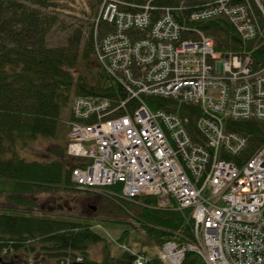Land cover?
I'll use <instances>...</instances> for the list:
<instances>
[{
  "label": "built area",
  "instance_id": "1",
  "mask_svg": "<svg viewBox=\"0 0 264 264\" xmlns=\"http://www.w3.org/2000/svg\"><path fill=\"white\" fill-rule=\"evenodd\" d=\"M198 1L146 0L136 14L105 7L104 19L118 29L102 40L98 59L127 96L73 100L67 152L81 161L73 181L84 189L119 185L125 199L154 196L190 210L193 236L166 242L158 251L163 264H182L190 252L205 264H264V143L246 158L250 141L229 129L233 121H264V61L249 51L222 53L193 26L222 18L243 43L255 42L264 32V0ZM150 24L147 38L127 35ZM148 97L197 106L195 133L189 117L155 110ZM73 262L82 258L63 264ZM147 262L139 255L133 264Z\"/></svg>",
  "mask_w": 264,
  "mask_h": 264
},
{
  "label": "trees",
  "instance_id": "2",
  "mask_svg": "<svg viewBox=\"0 0 264 264\" xmlns=\"http://www.w3.org/2000/svg\"><path fill=\"white\" fill-rule=\"evenodd\" d=\"M58 1L0 0V195L8 193L10 203L21 209L37 208L38 202L32 198L41 194L71 191L76 186L72 172L81 162L67 155V142L64 144L61 140L63 114L70 108V121L73 120L69 106L79 96L109 99L112 103L126 98L123 86L107 73L98 59L97 49L102 40L118 29L116 22L104 19V9L114 3L119 12L136 14L147 3L146 0H93L89 5L94 10L89 15L93 19L88 23L89 33L82 27L73 29L65 45L50 47V33L60 23L58 14L52 13L58 9L55 5ZM158 2L155 4L160 6L177 2H185L187 6L202 5L198 0ZM255 11L260 17V11ZM160 16L156 13L153 22ZM258 22L264 29V18H259ZM193 26L212 36L222 53L249 51L256 61H264V33L259 40L245 44L225 19L196 22ZM152 28V24L146 29L131 27L127 35L132 40H140L147 38ZM147 101L155 110L163 108L189 117L191 131L195 133L200 113L197 106H180L176 101L153 97H148ZM263 127L259 121L229 123L231 131L251 143L252 148L245 152L246 158L264 143ZM40 138L58 141L57 147L52 149L55 160L30 161L22 156L21 149ZM103 190L121 204V207L116 205L117 211L111 212L126 213L134 208L137 228L132 229L131 224L120 226L121 235L108 239L99 232L97 224L88 219L86 223L71 222L8 209L0 212V252L3 248L9 250L1 257L0 264H24V257H34L37 264H60L78 257L84 263L133 264L139 255L146 256L147 264H163L157 251L166 242L193 236L194 220L190 210L179 212L154 196L125 199L119 185ZM136 229L143 232L145 238L132 239ZM101 243H104L105 257L98 263L90 259V250ZM182 264L205 262L190 252Z\"/></svg>",
  "mask_w": 264,
  "mask_h": 264
},
{
  "label": "rangeland",
  "instance_id": "3",
  "mask_svg": "<svg viewBox=\"0 0 264 264\" xmlns=\"http://www.w3.org/2000/svg\"><path fill=\"white\" fill-rule=\"evenodd\" d=\"M92 1L93 0H59V4H55L58 9L52 13L58 14L60 23L57 24L50 33L48 40L50 47L65 45L67 37L73 29L82 27L85 32L88 31L87 33H89L88 23L93 21L91 16L89 18V15L94 11L91 6H89ZM84 41H86V39ZM69 107H71V104ZM69 109L64 112L62 117V131L60 135L64 144L67 142L70 132L69 123L71 112ZM57 142L40 138L32 142L27 148L21 149L22 156L30 161L55 160L56 156L52 149L57 147ZM73 183L76 186H73L71 191H59L55 194H41L36 198H32L38 202L39 206L37 208L27 209L25 207L21 209L10 203L7 198L9 194L4 193L0 195V212H4L8 209L15 212L30 211L36 216L47 215L55 219L63 218L67 221L83 223H86V219H88L91 223H95L94 225L97 224L96 227L100 230L99 232L103 233L104 237L108 239L111 237L117 239V237L121 235L122 227L120 226L131 224L132 229L138 227L133 219L135 215L134 208L129 209L126 213L116 214V212H111L117 211V208H115L116 205L121 207V204L114 200L109 192L96 189H84L78 186L74 181ZM99 225H101L102 228ZM133 235L132 239H135V236L140 239L145 238L144 233L137 229L133 230ZM8 251V248H3L0 255ZM114 254L116 255V253H113V255ZM104 257V243L91 248V260L101 263ZM23 259L26 261L24 264L35 262L34 257H24ZM39 264H56V262H43ZM60 264H63V262Z\"/></svg>",
  "mask_w": 264,
  "mask_h": 264
},
{
  "label": "water",
  "instance_id": "4",
  "mask_svg": "<svg viewBox=\"0 0 264 264\" xmlns=\"http://www.w3.org/2000/svg\"><path fill=\"white\" fill-rule=\"evenodd\" d=\"M1 261V259H0ZM74 264H93V263H74Z\"/></svg>",
  "mask_w": 264,
  "mask_h": 264
},
{
  "label": "bare ground",
  "instance_id": "5",
  "mask_svg": "<svg viewBox=\"0 0 264 264\" xmlns=\"http://www.w3.org/2000/svg\"><path fill=\"white\" fill-rule=\"evenodd\" d=\"M264 33V32H263ZM262 124H264V121H261ZM264 128V127H263Z\"/></svg>",
  "mask_w": 264,
  "mask_h": 264
}]
</instances>
